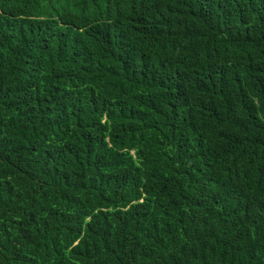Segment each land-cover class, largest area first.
I'll return each instance as SVG.
<instances>
[{
  "label": "trees",
  "instance_id": "1",
  "mask_svg": "<svg viewBox=\"0 0 264 264\" xmlns=\"http://www.w3.org/2000/svg\"><path fill=\"white\" fill-rule=\"evenodd\" d=\"M0 264H264V0H0Z\"/></svg>",
  "mask_w": 264,
  "mask_h": 264
}]
</instances>
